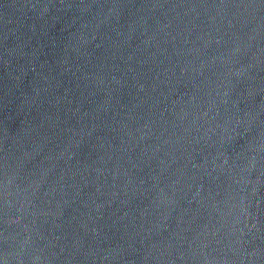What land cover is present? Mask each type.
<instances>
[{"label":"water","instance_id":"obj_1","mask_svg":"<svg viewBox=\"0 0 264 264\" xmlns=\"http://www.w3.org/2000/svg\"><path fill=\"white\" fill-rule=\"evenodd\" d=\"M0 264H264V0H0Z\"/></svg>","mask_w":264,"mask_h":264}]
</instances>
